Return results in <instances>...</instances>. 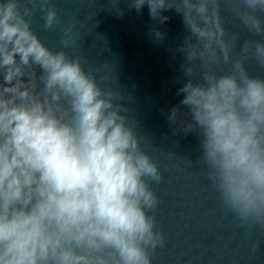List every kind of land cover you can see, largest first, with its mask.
Segmentation results:
<instances>
[{"label": "clouds", "instance_id": "9594fccd", "mask_svg": "<svg viewBox=\"0 0 264 264\" xmlns=\"http://www.w3.org/2000/svg\"><path fill=\"white\" fill-rule=\"evenodd\" d=\"M145 5L159 24L174 10L187 33L176 49L182 99L167 113L174 134L198 136L196 160L185 163L203 170L246 239L264 233V77L248 71L264 70V0H128L127 8ZM225 10L247 38L226 28ZM37 13L43 30L62 27L61 50L34 31ZM74 29L54 0H0V264H153L166 244L153 187L163 174L116 76L119 90L102 87L99 69L63 50L77 44ZM165 35L149 30L155 44ZM249 247L256 253L261 241Z\"/></svg>", "mask_w": 264, "mask_h": 264}, {"label": "water", "instance_id": "95a60500", "mask_svg": "<svg viewBox=\"0 0 264 264\" xmlns=\"http://www.w3.org/2000/svg\"><path fill=\"white\" fill-rule=\"evenodd\" d=\"M25 3V0H21ZM63 25L75 21L79 33L74 47L63 49L69 56H82L90 67L99 69L102 87L119 90L131 97L125 107L138 121L142 147L158 163L163 182L153 185L160 199L157 226L166 237L164 247L157 250L153 264H264V233H253L249 239L261 241L260 250L250 252L249 239L243 235L232 216L220 206L208 186L203 170L189 167L183 157L196 160L199 139L196 133L173 132L167 113L179 104L182 96L177 89L182 75L184 57L176 52L187 35L183 19L174 10L165 11L169 19L164 24L153 21L148 7L141 13L129 11L128 0H54ZM30 6V5H29ZM123 10L124 15L117 13ZM226 28L247 31L225 10ZM33 29L47 46L61 50L62 27L43 30V20L37 13ZM150 28L166 33L161 44L149 37ZM228 66L219 71L226 72ZM252 75L264 77V70L248 65ZM108 75V80L100 77ZM169 153L175 155L169 157Z\"/></svg>", "mask_w": 264, "mask_h": 264}]
</instances>
